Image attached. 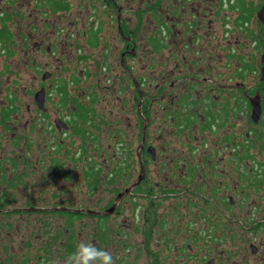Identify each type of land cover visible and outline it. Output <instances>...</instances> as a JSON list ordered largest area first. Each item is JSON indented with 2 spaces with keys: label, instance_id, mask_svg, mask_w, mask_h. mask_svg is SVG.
<instances>
[{
  "label": "flooded vegetation",
  "instance_id": "flooded-vegetation-1",
  "mask_svg": "<svg viewBox=\"0 0 264 264\" xmlns=\"http://www.w3.org/2000/svg\"><path fill=\"white\" fill-rule=\"evenodd\" d=\"M75 1L78 2L45 0L43 4L48 3L51 10L54 8L55 14L54 22L46 20V25L56 32V23L62 20V15L69 14L72 17L71 6ZM94 1V5H91L87 0H80L79 6L84 5L87 10L90 5L95 7L99 3L108 12L112 10L113 26L114 22L119 25V39L127 46L122 50V65L125 67V59L136 57L139 47L138 35L141 30L137 24L140 20L133 28H128L122 16L127 11L125 7L134 0ZM138 1L144 3L146 0ZM187 1L174 0L173 5L169 6L168 0H157V6L147 7L149 20L155 24L156 15L160 16L159 27L163 30L158 34L162 38L154 34L152 43L148 42L154 55L159 48L166 46L164 40L173 35L169 25L173 26L177 20L182 23L180 17L187 10L184 7ZM188 2V11L197 19V22H189L188 27L196 28L198 19H201L200 5L194 0ZM217 5H221L220 1ZM211 12L213 14L214 9L211 8ZM6 15L0 14V30L3 24L8 26L13 20V16H9L10 19L5 21ZM90 18L85 20L82 17L81 22L75 18L77 22H71L72 28L79 26L82 31L80 38L85 53L99 50L101 46L103 50L106 48L102 28L99 27L100 17ZM227 28L231 30L230 26ZM263 29L264 24H261L260 32ZM57 35V40L63 43L61 52L57 48L58 44L49 40L36 41L35 51L41 54L46 52L52 58L59 54L65 56L67 40L72 39L74 34L70 36L69 32L64 33L60 29ZM185 35L188 42L183 45V52L191 54L197 30L192 29ZM31 37L29 35L28 38ZM12 39L11 34L10 42ZM9 43H0V47ZM154 43L159 47L155 45L153 49ZM71 50L74 48L71 47ZM171 54L175 55L174 52ZM262 57L258 64L260 74L257 83L261 86V93L264 90L261 81L264 67ZM87 58L81 57L80 62L87 61ZM179 58L187 63L186 54ZM201 60L186 64L198 73L192 77L183 74L180 64L174 70H168L165 66L167 74L161 71L163 81L156 84L148 83L143 77L136 79L133 68L125 67L127 74L132 77L133 87L139 92L140 102V94L144 95L142 106L145 100L147 103L144 115L141 112L143 108L141 111L140 105L138 108L142 120V139L138 146L133 145L138 141L136 136L130 135L129 144L127 137L125 141L121 138L124 134L118 124L116 128L109 129L115 140L108 147L111 152L105 160L113 165V179L109 182L115 185V190L110 199L102 192H97L105 182L104 171H99L102 165L93 162L97 155L94 147H98L102 141L97 133H103L100 129L105 126L103 118H100L102 100L97 98L100 84L97 85L93 80L96 79L95 73L84 69V73L76 76L72 71L65 78L58 75L53 84L49 79L55 78L56 73L43 72L39 89L34 93V105L39 112L24 128L32 130L37 138L49 137L45 140L42 154L47 155L52 168L58 164L56 160L51 163L54 155L48 150L52 133L79 139L82 146L77 148L80 151L77 157L73 156V161L77 166L83 164L80 178L88 192L81 194V197L70 192L47 193L42 205L40 198L34 197V202L19 203V206H13V195L2 192L0 264H264V242L257 243L258 234L261 229L264 230V220L261 219L263 196L255 202L261 191H264V108L262 105L260 120L254 121L250 101V97L260 91L249 89L245 80L248 70L245 67L239 65L236 68L228 63L218 66L211 64L208 65V73ZM61 61L62 58H57L58 63ZM70 69L73 70L72 67ZM176 72L179 78H170ZM142 87H147V94L141 90ZM42 90L45 91L44 110L39 108L36 100ZM54 92L59 96L53 98ZM56 97L60 98V107L55 111L56 118L52 120L49 107L54 105ZM263 100L264 97L262 103ZM13 109L17 112V108ZM250 110L251 124L259 131L256 138H251L248 132L243 133L248 120L239 124L241 121L238 117L248 118ZM159 114L162 118L156 121ZM0 117L6 125L12 120L7 108L0 111ZM170 125L173 130L168 136L193 133L194 140L191 141L188 136L186 144L184 140L177 149H172L170 139L166 137L167 145L161 142L160 146H156V137L161 141ZM199 135L211 137V144H194ZM41 146L34 147L41 149ZM1 154L3 148L0 142ZM37 163L41 164L40 160ZM0 170L3 174L4 171ZM25 174L28 173L24 171L19 174L16 180L14 176L9 178L11 181L3 176L0 179L6 189L9 186L18 188L19 185L27 184L29 175ZM72 180L73 177L67 173L65 177H56L50 182L53 185L63 183L60 188L65 189V183L69 184ZM250 254L255 262L249 257Z\"/></svg>",
  "mask_w": 264,
  "mask_h": 264
},
{
  "label": "rangeland",
  "instance_id": "rangeland-1",
  "mask_svg": "<svg viewBox=\"0 0 264 264\" xmlns=\"http://www.w3.org/2000/svg\"><path fill=\"white\" fill-rule=\"evenodd\" d=\"M45 0H0L2 4L0 5V14L7 13L13 20H10L8 24V29L12 34V42L5 47H0V111L5 108L12 114V120L8 121V124L1 122L0 117V142L3 148V154L0 155V169L4 172L1 173L0 178L3 176L11 181L12 176L16 180L24 171L29 175L26 178L27 184L19 185L18 188L14 187H4L2 180L0 179V195L2 192H8L15 198L13 206H19L23 203L34 202V197L40 198V205L43 203L47 193H77L81 197V194L88 192V189L84 187L85 185L81 181V170H83V164L77 166L73 161V156H76L80 151L77 148L82 146L81 141L78 139H73L72 137L65 135L56 136L52 133V139L48 142V150H50L54 156L51 158V163L53 164L56 160L58 164H54L52 168L49 164L46 154H42L44 144H46V139L49 137L41 136L37 138L32 134V130H25V124L30 122L35 115L39 112L37 107L34 105V93L38 91L40 86V78L44 71L50 73H56V77H52L49 81L53 84L60 77H68L67 73L73 71L74 75H79L84 69H88L94 74L93 80L96 81L97 85L100 84L97 92V98L102 100L100 103V118H103V125L100 131L103 133H97L102 137L101 143H98V147H94L97 150L96 159L93 162L100 164L103 168L99 171H104V184L103 187L97 192H102V194L110 199L114 193L115 185L110 183L109 180L113 179L111 172L113 171V165L109 164L105 160L109 158L111 150L108 149L110 144H114L115 140L113 138L112 132L109 129L116 128L115 125L118 124L119 130L123 132L121 138L125 141L126 137L128 139V144L130 143L131 136H136L138 141L133 143L134 146H138L142 139V120L139 113L145 114V105L147 101H144V106H142V111L138 112L140 105V96L137 89L133 87L132 77H130L126 72V66L133 68L134 77L140 79L145 78L147 82H153L154 84L163 81L161 71L163 74H167L166 67L168 70H174L176 65L180 64L181 70L186 77H192L197 75V71L189 69L186 64L196 63L197 60L202 58L201 62L205 63L206 72L209 73L210 66L208 65H224L231 64L233 67L242 68L248 70V76L245 77L246 83L249 89L253 91H260L261 86L257 84L259 82L260 68L258 67L261 61L262 55H264V47L262 46L261 40L258 38L261 29V22L257 18V14L261 11L264 0H239L240 5H244L245 8L253 9V16L246 26H235L234 20L238 15L237 9L234 10L232 6L236 7L238 4L235 3L238 0H194L197 5H200V16L198 26L188 27V23L196 20L193 15L188 11L190 6H187L188 0L184 5L187 10L181 14L182 23L178 20L175 24L169 25L172 29V36H169L165 41L166 46L158 49V53L154 55L151 53V45L154 40L153 35L156 34L158 38H162L160 34L163 30L159 27L161 24L160 16H157V22L154 24L152 20H149L147 15V7L149 5L157 6V0H146L144 3H140L138 0H134L132 4L127 5V11L123 13V22L127 24L128 28H133L134 24L140 20L137 27H140V34L138 35V45L136 49V57L131 59H125V67L122 65V56L124 49L127 46L119 39L118 34V24L112 23V10L107 11L99 3L97 6L94 5V0H87L90 2V6L86 10L85 6H79V1H75L71 6V15H62V20L57 21L58 14H56V30L63 29L64 33L69 32L74 34L72 39L67 40V45L64 51H67L65 56L60 54L50 57L46 52L41 54L34 49V43L39 40L53 41L54 44H58L57 48L61 52L62 44L57 40V31L50 29V25H46V20L49 22H54V8L52 10L49 8L48 3L43 4ZM220 1L221 5H217ZM174 0H168V5H173ZM43 4V5H42ZM48 7V8H47ZM219 7V8H218ZM211 8L214 9L212 14ZM239 9V7H236ZM219 9V10H218ZM165 10V9H164ZM177 10V8H176ZM220 12V14H219ZM191 14V15H190ZM78 16V17H75ZM100 17L99 27L102 28V38L105 43V50L103 46L99 50L86 51L83 50V42L80 36L82 31L79 26L75 28L71 27V22L75 21V18L91 19L90 17ZM9 17V19H10ZM141 17V18H140ZM8 19V20H9ZM96 20V19H95ZM142 20V21H141ZM13 21V22H12ZM210 23H212L210 25ZM230 26L231 30L227 28ZM185 28V32L183 31ZM192 29L197 30L196 38L193 40L195 45L193 46V51L183 52V45L188 42V37L185 35ZM54 31V33H52ZM229 34L227 35V33ZM52 33V34H51ZM50 36H49V35ZM163 34V33H162ZM29 35H32L29 39ZM76 36H79L78 38ZM262 43V44H261ZM155 49L159 47L157 44H153ZM73 47L74 50L69 51ZM131 49V47H129ZM187 49V48H186ZM5 50V52H3ZM80 50V51H79ZM7 51V52H6ZM187 51H189L187 49ZM172 52L175 55L172 56ZM186 54L185 64L183 60L179 57ZM88 56L87 61L80 62V58ZM227 56V57H226ZM231 56V57H230ZM229 57V58H228ZM57 58H62L60 63L57 62ZM222 58V60L220 59ZM230 61H229V60ZM86 60V59H85ZM103 64V65H102ZM166 66V67H165ZM70 67L73 68L70 69ZM101 70V73H98ZM212 72V71H210ZM174 77L179 78V74L176 72ZM200 77V76H198ZM99 80V82H97ZM92 81V80H91ZM89 81V82H91ZM95 83V82H94ZM87 84V83H86ZM83 87H85V85ZM104 88V89H103ZM121 90V92H119ZM141 90L147 94V87H142ZM81 92V89H80ZM251 92V91H250ZM53 98L59 96L57 92L53 93ZM59 97L55 98L54 105L49 107V114L53 120L55 117V111L60 107ZM264 108V100H263ZM17 108V112L15 109ZM16 114H15V113ZM14 113V114H13ZM158 121L162 118V115H157ZM251 110L249 111L248 118L246 116L238 117L244 123L248 120L247 125L244 126L243 133L248 132L251 134V138H256L258 134L257 127H253L251 124ZM242 118V119H241ZM158 123V122H157ZM111 125V126H110ZM156 126L153 127L155 129ZM8 129V130H7ZM55 129V128H54ZM164 130V137H156V146H160L161 142L166 144V137L170 141L172 149H177L180 142L184 141L186 144V138L189 136L190 140H194V134L186 133L179 135L178 133L174 136H168V133L173 130L170 125ZM262 130H264V123ZM48 131H51L50 129ZM253 132V133H252ZM196 134V133H195ZM129 135V137L127 136ZM131 135V136H130ZM196 136V135H195ZM99 138V139H100ZM203 136H198L194 144L205 145L211 144V137L204 138ZM44 140V141H43ZM61 140H66L64 143H60ZM200 141V142H199ZM260 143V142H259ZM42 145L41 149L34 147L35 145ZM213 144V143H212ZM36 151V152H35ZM44 152V151H43ZM93 155V152H92ZM188 157V155H186ZM77 157V156H76ZM195 159V157H194ZM201 159V158H200ZM40 160L41 164H38ZM59 165V167H58ZM79 172V173H78ZM62 173V174H61ZM70 174L73 180L69 184H66L65 189H61L63 183L56 185L51 184L50 180L56 177H65ZM102 173V172H101ZM15 185V184H14ZM264 189V186H263ZM26 194V196L24 195ZM263 194V195H262ZM25 196V197H24ZM45 196V197H44ZM263 196V199L261 198ZM264 200V191L262 190L258 196V200ZM48 201V200H47ZM79 202V201H78ZM17 203V204H15ZM261 219L264 220V211L262 213ZM264 224V221H263ZM264 242V230L257 236V243ZM259 255V257H261ZM249 257L253 259L250 254ZM255 262V260H254Z\"/></svg>",
  "mask_w": 264,
  "mask_h": 264
},
{
  "label": "trees",
  "instance_id": "trees-1",
  "mask_svg": "<svg viewBox=\"0 0 264 264\" xmlns=\"http://www.w3.org/2000/svg\"><path fill=\"white\" fill-rule=\"evenodd\" d=\"M239 3H240V1L238 0V2H237L238 5L236 7H239V9L232 6L233 9L234 10L237 9V12H238V15L236 16V18L233 22H234L235 26H241L242 27L246 24H249V22L253 16V12H252L253 9L251 7L245 8V6L243 4L240 5ZM4 19H5V21H7L9 19V15L7 14ZM258 38L264 44V29L262 30V32H260ZM10 41H11V34L8 30V26L5 23L2 25V29L0 30V43L7 44ZM263 140H264V133H263Z\"/></svg>",
  "mask_w": 264,
  "mask_h": 264
},
{
  "label": "water",
  "instance_id": "water-1",
  "mask_svg": "<svg viewBox=\"0 0 264 264\" xmlns=\"http://www.w3.org/2000/svg\"><path fill=\"white\" fill-rule=\"evenodd\" d=\"M257 18L259 21L264 24V6L262 7L261 11L257 14ZM262 63L264 64V55L262 57ZM261 81L264 83V67L262 69V76ZM141 95V102H140V111L142 109V101L144 99L143 93ZM264 97V90L263 93L258 92L254 97H250L251 105L253 107L252 111V119L254 121H258L261 118L262 115V98ZM37 103L39 105V108L44 110V100H45V91L42 90L36 97ZM146 126V124H145Z\"/></svg>",
  "mask_w": 264,
  "mask_h": 264
}]
</instances>
